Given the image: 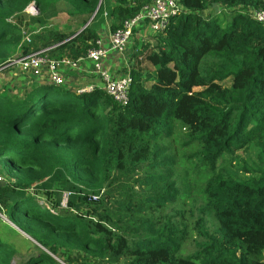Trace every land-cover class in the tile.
Masks as SVG:
<instances>
[{
    "label": "trees",
    "instance_id": "1",
    "mask_svg": "<svg viewBox=\"0 0 264 264\" xmlns=\"http://www.w3.org/2000/svg\"><path fill=\"white\" fill-rule=\"evenodd\" d=\"M151 1L0 0V65L18 51L77 59ZM176 1L123 105L98 88L0 87V214L36 243L0 240V264H264V0ZM248 149L257 164L242 172L257 177L219 168ZM55 172L99 196L91 216L26 194Z\"/></svg>",
    "mask_w": 264,
    "mask_h": 264
},
{
    "label": "built area",
    "instance_id": "2",
    "mask_svg": "<svg viewBox=\"0 0 264 264\" xmlns=\"http://www.w3.org/2000/svg\"><path fill=\"white\" fill-rule=\"evenodd\" d=\"M181 8L176 0H152L150 4L143 6L138 14L122 24L120 29L111 32L108 25L105 26L103 37L96 40L94 47L87 51L84 56L77 59L59 58L54 59L47 55L46 51L31 54H20L13 61L6 63L11 68L13 76L22 74L23 77L32 81L35 79L40 83H48L57 87L64 86V73L66 71L82 74L81 66L87 61L91 64L92 75L99 82L102 90L113 101L123 105L128 98V92L132 83L130 72L117 75L104 68L103 62L111 53L123 55L127 45L131 42L134 32L139 28L149 25V30L155 36L161 34L168 20L179 14ZM254 18L264 23V14L257 13ZM29 42V37L24 36ZM4 65V66H5ZM2 69L0 68V74ZM16 73V74H15ZM19 76V75H17ZM96 89L88 85L76 94L90 93ZM96 198V197H91Z\"/></svg>",
    "mask_w": 264,
    "mask_h": 264
},
{
    "label": "rangeland",
    "instance_id": "3",
    "mask_svg": "<svg viewBox=\"0 0 264 264\" xmlns=\"http://www.w3.org/2000/svg\"><path fill=\"white\" fill-rule=\"evenodd\" d=\"M26 13L29 16H36L37 10L35 9L33 4H29L26 8ZM61 17H57L56 19L63 18L66 19L63 14L60 15ZM60 20V19H59ZM59 20H54L51 22V25L53 27L55 26H61V22ZM143 31L148 30L149 32V25H147L145 28L141 29ZM141 30H137L138 32ZM135 38V36L133 35ZM154 36L146 37L144 41L141 43V46H144L145 41L149 42V39H152ZM134 41V40H133ZM154 41H150V44H153ZM136 43V41H134ZM134 48V46H133ZM144 52V53H143ZM140 63L142 66L134 65V67L141 70V73L143 75H148L153 72H149L148 67L151 69L153 68L150 64H143L144 59L149 54L148 51H142ZM21 54V51H18L16 54H14L12 57L8 58L2 65H0V68L2 69L0 76L5 77L3 78V81H6L8 78V81L5 82L10 87L11 94L15 95H21L23 92H25V89L28 91V86L31 84V81L26 79L22 76V74L19 75L17 78V75L13 76L11 68L7 67L5 65L6 63H9L13 61L17 56ZM139 63V65H140ZM5 65V66H4ZM148 65V66H147ZM16 74V73H15ZM222 86L229 88L230 87V80H226L221 83ZM78 87V86H77ZM81 90V87H78L75 92ZM258 151L256 149H248L245 151H240L235 154L234 158H230L229 156H225L222 160L218 162L219 168H225L227 169V173H229L230 176H232L235 180L242 181L248 179V177H257V176H249L248 174H245L242 172L243 168L248 167L252 170L255 169L256 157H257ZM187 167V164L186 166ZM62 174L60 172H55L52 176L44 179L43 181L37 183L35 186H33L31 189L26 192V194L29 197L34 198L39 202V205L43 206L44 203H52L56 199V195L58 193L62 194V206L61 209L64 212H67V214H70L71 216L79 219H84L83 216H91L90 209L93 204V202L98 201L99 196H96V198H85V194L80 193L81 189L75 188L74 190L72 188L69 189V184H65L62 182ZM3 177L0 176V183H3ZM84 195V198H83ZM73 200H69V199ZM46 207V206H45ZM190 207V204H185L182 206L181 209H187ZM48 209V208H47ZM54 210V208H51V211ZM57 213L63 214L60 210H56ZM66 214V213H65ZM92 223L95 221L93 216L91 218ZM0 240L2 243H5L8 247H15V249L18 252H21L24 254L25 248L29 247L32 248L36 243H34L29 237L24 235L21 231H19L14 225H12L3 214H0ZM33 249V248H32ZM16 259V258H15ZM19 258L17 257V261Z\"/></svg>",
    "mask_w": 264,
    "mask_h": 264
},
{
    "label": "crops",
    "instance_id": "4",
    "mask_svg": "<svg viewBox=\"0 0 264 264\" xmlns=\"http://www.w3.org/2000/svg\"><path fill=\"white\" fill-rule=\"evenodd\" d=\"M138 30H141V29L139 28ZM149 32H150V34L148 33V30H145V31L141 30L139 32L135 31L134 32L135 38L133 37L131 42L127 45L123 55H119L117 53H111L110 55H108V57L103 62L104 68L108 69L109 72L117 74V75L126 74L127 71H129L130 73H131V71L141 72V70L134 67V65H137L139 67L142 66L140 63V60H141L140 56L142 55V53L139 52V49H140L141 43L144 41V39L146 37L154 36L152 39L148 40L149 42L145 41L144 44H147V43H150V41H152L156 37L153 32H151L150 30H149ZM133 40L136 41V43H134ZM133 46H134V48H133ZM139 63H140V65H139ZM143 64H150L147 60V57L144 59ZM81 68H82V71H81L82 74L81 75H78L76 72H71V71H66L64 73V82H65L64 90L66 91V93L76 94L77 92H75V90H77L78 87H81V90H82L83 88H85L88 85H92L96 89L97 88L99 89V82H98L97 78H95L92 75L91 64L86 61L81 66ZM148 70H149V72H151L154 69L153 68L150 69L148 67ZM3 78L5 79V77L0 76V87L6 86L5 82L8 81V78L6 79V81H3ZM263 257H264V252H263Z\"/></svg>",
    "mask_w": 264,
    "mask_h": 264
},
{
    "label": "water",
    "instance_id": "5",
    "mask_svg": "<svg viewBox=\"0 0 264 264\" xmlns=\"http://www.w3.org/2000/svg\"><path fill=\"white\" fill-rule=\"evenodd\" d=\"M214 7H215V11H216V10H217V9H216V6H214Z\"/></svg>",
    "mask_w": 264,
    "mask_h": 264
}]
</instances>
